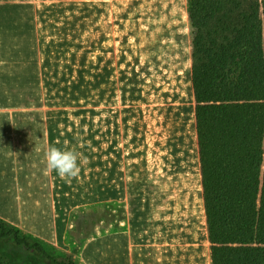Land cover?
<instances>
[{"label": "rangeland", "instance_id": "374dc122", "mask_svg": "<svg viewBox=\"0 0 264 264\" xmlns=\"http://www.w3.org/2000/svg\"><path fill=\"white\" fill-rule=\"evenodd\" d=\"M175 2L177 21L191 0ZM39 6V85L35 73L17 70L8 105L0 107L14 121L17 135L9 142L21 148L0 168V218L44 242L57 260L158 264L165 239L154 232L149 208L140 3L39 0ZM135 100L137 137L122 124ZM66 142L86 161L70 182L45 160L49 146ZM0 255L11 264H52L12 241L0 240Z\"/></svg>", "mask_w": 264, "mask_h": 264}, {"label": "trees", "instance_id": "16d2710c", "mask_svg": "<svg viewBox=\"0 0 264 264\" xmlns=\"http://www.w3.org/2000/svg\"><path fill=\"white\" fill-rule=\"evenodd\" d=\"M138 1L158 264H264V0H191L177 21L175 0ZM139 112L122 122L133 137ZM0 240L80 264L1 218Z\"/></svg>", "mask_w": 264, "mask_h": 264}, {"label": "crops", "instance_id": "0c3cea01", "mask_svg": "<svg viewBox=\"0 0 264 264\" xmlns=\"http://www.w3.org/2000/svg\"><path fill=\"white\" fill-rule=\"evenodd\" d=\"M40 36L39 0H0V107L8 105L6 99L9 82H14L17 70L35 73L39 85ZM1 109L0 168L6 170L7 156L18 153L21 148L9 142L12 135H17L13 134V126H9V122L14 121L7 116L5 110L2 115ZM1 219L12 223L5 218Z\"/></svg>", "mask_w": 264, "mask_h": 264}, {"label": "clouds", "instance_id": "9594fccd", "mask_svg": "<svg viewBox=\"0 0 264 264\" xmlns=\"http://www.w3.org/2000/svg\"><path fill=\"white\" fill-rule=\"evenodd\" d=\"M48 170H54L59 177L69 182L78 177L81 165L86 163L82 154L75 147H69L67 142L64 147L49 146L45 152Z\"/></svg>", "mask_w": 264, "mask_h": 264}]
</instances>
